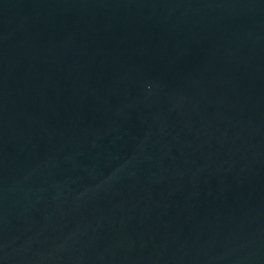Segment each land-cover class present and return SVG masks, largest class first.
<instances>
[{"label": "water", "instance_id": "obj_1", "mask_svg": "<svg viewBox=\"0 0 264 264\" xmlns=\"http://www.w3.org/2000/svg\"><path fill=\"white\" fill-rule=\"evenodd\" d=\"M0 264H264V0H0Z\"/></svg>", "mask_w": 264, "mask_h": 264}]
</instances>
